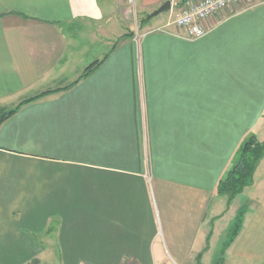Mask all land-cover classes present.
<instances>
[{"label": "crops", "instance_id": "0c3cea01", "mask_svg": "<svg viewBox=\"0 0 264 264\" xmlns=\"http://www.w3.org/2000/svg\"><path fill=\"white\" fill-rule=\"evenodd\" d=\"M166 1L0 0V106L70 86L0 125V264H264V155L217 194L264 143V0L196 41Z\"/></svg>", "mask_w": 264, "mask_h": 264}, {"label": "trees", "instance_id": "16d2710c", "mask_svg": "<svg viewBox=\"0 0 264 264\" xmlns=\"http://www.w3.org/2000/svg\"><path fill=\"white\" fill-rule=\"evenodd\" d=\"M93 66L94 64L90 65L86 69V72H88ZM69 87L70 86H65L61 89L44 91L33 97L21 100L13 108L0 106V125L10 118L24 104L36 101L48 94L56 93ZM263 155L264 143L257 141L253 136H250L247 140H245L239 149L235 163L227 171L223 179L219 181L217 185V194L226 195L227 202H230L231 199L237 194H240L244 188L250 186L253 181L255 168ZM241 218L242 213H240L236 219L229 236V241L232 240L238 233L241 224Z\"/></svg>", "mask_w": 264, "mask_h": 264}, {"label": "built area", "instance_id": "2783aa9c", "mask_svg": "<svg viewBox=\"0 0 264 264\" xmlns=\"http://www.w3.org/2000/svg\"><path fill=\"white\" fill-rule=\"evenodd\" d=\"M239 1L241 0H170L171 20L166 26L184 29V38L187 40H199L207 34L205 21ZM129 2L133 3V0Z\"/></svg>", "mask_w": 264, "mask_h": 264}, {"label": "rangeland", "instance_id": "374dc122", "mask_svg": "<svg viewBox=\"0 0 264 264\" xmlns=\"http://www.w3.org/2000/svg\"><path fill=\"white\" fill-rule=\"evenodd\" d=\"M132 9L135 11V7L134 6L132 7ZM138 19L140 20V17H138ZM164 22L165 21L162 20V18L158 17V18H151L149 23H150V25H153V26L156 27V26H162V25H164L165 24ZM138 24L139 23H137V27L134 28L135 29V31H134L135 32V37H137V38H135V40H138L139 39V36H140ZM6 108H9V107H6ZM11 108H13V107H11ZM43 264H57V262H55V257H54V258H48V259H46V261Z\"/></svg>", "mask_w": 264, "mask_h": 264}, {"label": "water", "instance_id": "95a60500", "mask_svg": "<svg viewBox=\"0 0 264 264\" xmlns=\"http://www.w3.org/2000/svg\"><path fill=\"white\" fill-rule=\"evenodd\" d=\"M169 9H170V1H166L159 7V9H157L151 15H149L148 19H150L152 17H156L157 15H159L161 13H165V12L169 11Z\"/></svg>", "mask_w": 264, "mask_h": 264}]
</instances>
